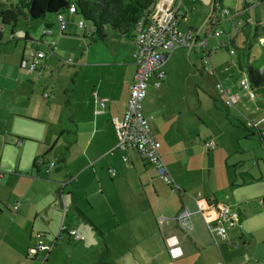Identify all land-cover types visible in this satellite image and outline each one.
<instances>
[{"label": "crops", "instance_id": "0c3cea01", "mask_svg": "<svg viewBox=\"0 0 264 264\" xmlns=\"http://www.w3.org/2000/svg\"><path fill=\"white\" fill-rule=\"evenodd\" d=\"M172 3L173 0H159L154 6V11L160 13L162 11L160 8L165 10ZM206 5L205 0H182L186 19L179 22L178 28L197 32L196 22L203 19V23L207 21V18H204ZM67 14L71 15L70 13L63 14V30H59L57 20L44 21L46 19L44 18L42 20L43 28L36 37H24L25 42L18 51L20 67H22V61L28 62L27 54L31 50L45 53V58L37 70H44L47 65L51 64L48 57L54 55L57 38V36L53 38V35L54 32L58 35L65 34L68 25ZM242 25L241 22L239 27ZM48 29L51 33L44 35L43 32ZM256 29H258V24H256ZM80 30L84 36L85 28L79 29V32ZM239 30L238 28L237 31ZM11 36H13L12 33ZM132 36L133 30L126 33L108 30L106 31L107 41L101 43L104 48H96V44H91L92 46L86 48L81 54L84 62L81 59L78 66L80 70L89 69L91 97L85 105L78 109L75 118L68 119L72 122L73 128L67 131L66 129L60 130L58 136L64 133L68 134L69 141L65 140L62 146L64 152L55 160L46 161L45 159L53 148L49 122L45 121L44 116L36 117L37 111L34 113L31 110V108H40L43 112H49L48 108H44L43 103L51 99L50 93L44 91L41 95L43 100L40 101V91L33 85L26 91L29 95H23L25 94V92L21 93L23 82L18 79L12 81V86L7 91L6 82L10 80L8 77L0 75V154L4 151V145L7 143L6 136L12 133L21 145L23 142L31 144L28 147V155L29 161L32 160L31 169L33 170L27 175H19V164L14 168L12 175L24 176L30 180L31 189L15 192L14 201L11 204L8 202L4 204V210L7 212L0 209V241L4 242L5 239L10 238L15 242L18 236L25 237L19 246V251L10 247V251L14 252L15 256H10V260L5 264H30L35 259L46 263L58 259L59 250L52 254V249L57 242V234L62 235L58 237L63 241L60 247L64 245V242L68 245L65 247L66 249L60 248L64 250V254L62 253L64 264H219L217 260L222 261L223 257H227L231 253L228 249L230 245H234V249H236L238 244L235 242L234 235L225 229V223H223V229L229 242L224 243L218 240L217 246L213 244L203 218L212 219L215 216L214 210L202 206L203 213L201 215L197 212L196 205L191 198L200 193L203 196L212 195L218 204L224 205V202L220 201L217 195L205 189L203 185H195V182L187 177L188 171L181 173L183 156L178 143H181L180 133L184 134L182 131H178L179 124L177 122L181 121L183 111L186 112L185 106L184 104L180 107L178 105L165 106V103L160 102L163 97L167 98L170 94L169 80H167L169 60L159 86H153V78L148 81L145 97L148 94L147 91L152 93L150 102L153 103L155 110L150 113L147 106L145 111L142 108V114L148 120L153 138L159 143V154L170 175L172 184L167 185L158 179L151 166L135 152L122 153L115 150L116 135L111 119L123 114L128 98V87L135 70L131 59ZM210 36L205 35L206 44ZM0 37L5 38L1 34ZM198 42L197 35L195 43ZM82 43L86 46L89 42L82 40ZM94 47L95 49L92 51L91 49ZM90 50L93 57L90 56ZM179 50L184 53L186 51L189 60L192 53H197L194 47L179 48ZM209 60L210 56L208 55ZM211 67L214 70V75L207 76L208 78L220 83L222 81L220 78L224 79V82H227V88L234 95L241 91L233 80L235 77L233 73H228V70L223 67L221 73L223 75V72H226V77H224L217 75L216 69L212 65ZM218 68H220L219 65ZM37 70L32 72L35 73L34 78L31 77L32 80L37 81L44 74ZM195 72L201 74L200 70ZM8 85L10 86V84ZM197 86L193 83V87H187L185 98L187 111L195 108L197 104L194 101ZM188 90L191 92L190 96ZM242 93L247 101L253 103V108L248 114L241 113L238 108H235L241 101L237 95V100L231 107L232 111L236 112V120L241 122L242 127L246 121L257 123V131L251 130L252 133L257 134V132L264 131V93L257 101H253L255 95L250 99L244 92ZM4 94H7L10 101L2 100ZM189 98L191 99L190 104ZM216 98H214V103L219 101ZM98 100L103 102L102 107ZM64 106L68 107L69 103L66 102ZM167 109L169 112H165ZM229 113L230 110L226 113L227 119ZM79 114L85 120L79 118ZM27 121L31 125H36V128H33L35 134L31 133L21 137L13 131L14 128L18 130L26 127ZM173 132L177 134L179 140L174 136L170 141L167 139L168 134ZM10 136L8 135V138ZM197 141L200 142V139L197 138ZM208 141L204 139L203 146ZM122 157L125 158V162L122 161ZM51 163L54 166L47 176L45 170ZM43 175L48 179L53 176L54 182L60 180L59 187L51 181H45L42 178ZM1 178L2 173H0ZM169 191L177 193L180 204L178 207H174L170 203L174 208L173 214L171 213L167 217L162 214L154 219L151 214V206L156 203L160 204L161 208H166V200L171 201L174 195L172 193L169 195ZM15 204H17V208L13 209ZM131 204L144 206L143 210H146L147 213L136 211L131 215L128 210ZM189 205L193 207L192 210ZM184 206L188 207L191 213L193 234L190 237L183 235L176 221L178 212ZM229 209L236 210L234 217L239 226L242 218L240 210L235 205L230 206ZM35 229L40 231L35 232ZM68 230L74 232L79 238L75 241L82 242V245L69 246L71 240L75 238L67 235L66 231ZM28 231L29 235H27ZM38 234L42 238L54 235V239L50 243H43L44 249L38 250L35 255H28V250L35 248L33 239L34 236L36 239ZM26 237L28 238L26 239Z\"/></svg>", "mask_w": 264, "mask_h": 264}, {"label": "rangeland", "instance_id": "374dc122", "mask_svg": "<svg viewBox=\"0 0 264 264\" xmlns=\"http://www.w3.org/2000/svg\"><path fill=\"white\" fill-rule=\"evenodd\" d=\"M205 1L207 2L204 17L206 19L213 0ZM16 3L17 0H0V4L4 6L3 8H13L17 5ZM214 5L216 12L213 14V19L217 17L219 12L220 16L217 22L212 24L211 29L215 33L220 32V34L208 37L207 44L201 52H209V62L216 69L217 75H222L221 72L224 67L225 70H228V73L234 74L233 80L238 84L241 79L247 80V66L264 69V0H214ZM221 12H227L229 16L224 17ZM55 20V16H47L44 21ZM66 21L68 25L64 35H58L54 32L53 38L57 36L56 48L54 55L48 57L51 64L47 65L44 70H37L44 73L41 79L39 78L37 81L31 79L35 73H27L26 69L19 66L18 51L25 42L24 37H36L43 28L44 22L39 20L31 22L20 15L14 27H11V25L4 26L0 31L2 37L6 39L0 45V75L8 77L10 80L9 82L5 81L8 86L6 90L9 91L12 81L18 79L23 82L21 90V93L25 92L23 95H29L26 91L33 85L40 91V101L43 100L41 95L44 91L49 92L51 95V99L43 103L44 108H48L49 112H43L40 108H31L34 113L37 111L36 117L44 116L45 121H48L50 125L53 148L48 157L45 158L46 161L55 160L63 154L64 149L62 146L65 140L69 139V136L65 133L58 136L59 132L62 129L67 131L73 128L72 122L68 119L70 117L75 118L78 109L85 105L91 97L92 88L89 86V69L80 70L78 66L79 61L83 59L81 54L86 48H90L91 44H96V48H104L99 42H90L87 24L85 26L86 34L83 36L81 30L79 32L80 28L77 27L78 21H81L79 16L67 14ZM203 22L204 19L196 22V29H200L198 33L199 42L204 41L208 30V25L205 23L203 25ZM237 22H242L243 25L236 32L233 25ZM256 24H258V29H256ZM11 33L13 36H11ZM10 38L13 39L10 40ZM82 40L88 41V45L85 46ZM94 49L95 47L91 50L94 51ZM91 50L90 56L93 57ZM230 51L233 53L230 54ZM201 59L202 53L199 52L192 53L190 60L186 56V51L184 53V51L177 49L172 53L168 63L169 67H167L170 94L167 98L163 97V100H160L161 103H165V106L178 105L180 107L182 104L185 106L186 112L183 111L181 121L177 122L179 124L178 131H182L184 134L182 135L179 132L181 143L179 142L178 146L183 156L180 167L181 173L188 171L187 177L195 182V185H203L205 189L217 195L225 206L229 208L235 205L242 214L239 226L238 221H236L234 227L229 222H225V229L234 235L235 242L238 245L236 249H234V245H230L228 249L231 253L227 257H223L222 261L217 260V262L219 264H264V148L258 135L243 128L241 122L236 120L235 117L237 116L236 112L232 111L233 108H229L231 115L229 113V118H226V113L229 110L224 108L215 90L218 81H213L203 73ZM82 62H84V59ZM218 65L220 68L217 69ZM196 70H200L201 74H196ZM225 74L226 72H223L222 76L226 77ZM220 81L223 84L224 79L220 78ZM193 83L198 85L194 100L197 104L195 108L187 111L186 90L187 87H193ZM2 84H4L3 81ZM222 86L228 89L227 82H224ZM251 89L255 95L253 101H257L262 97L264 87ZM188 92L190 96L191 92L189 90ZM147 93L142 102V108L145 111L148 106L149 112L152 113L155 110L153 103L150 102L152 93L150 91H147ZM237 95L241 101L235 108H238L243 114H248L253 108V103L247 101L241 91H238ZM216 97L219 101L214 103ZM2 100L10 101V98L7 94H4ZM66 102L69 103V106L65 108L64 104ZM190 103L191 99L189 98ZM165 112H169V110L167 109ZM78 117L85 120L81 114ZM27 122L26 127L18 130L14 128L13 131L21 137L31 133L35 134L33 128H36V125ZM8 135L11 136L8 138ZM8 135L6 136L7 139L5 138L7 143L4 145V151L0 154V173H2L0 179V209L3 212H7V210H4V204L6 202L11 204L14 201L15 192L28 191L31 187V181L24 176L12 175L14 168L18 167L19 164V175H27V173L33 171L31 169L32 160L29 161L28 155V147L31 144L23 142L21 145L12 133ZM173 136L179 140L174 132L168 134L167 139L170 141ZM197 138L200 139V142L197 141ZM204 139L209 141L212 139L215 142V148L205 149L202 143ZM42 178L45 181L48 180L57 184L59 187L60 180L54 182L52 180L53 176L48 179L43 175ZM171 193L174 195L171 201L166 200V208H161L160 204L156 203L151 206V214L154 219L162 214V216L165 215L164 217L173 214V206L178 207V204H180L177 193ZM171 193L169 191V195ZM129 207L128 210L131 215L136 211L147 213L146 210H143L144 206L131 204ZM189 207L192 210L193 207L191 205ZM231 212L235 213L236 210L231 209ZM3 223L8 224L6 221H3ZM34 231L39 232L40 230L35 229ZM29 233L28 231L27 235ZM241 234L242 236H240ZM53 236L41 238L42 243H50L54 239ZM61 236L57 234V242L52 249V254L59 250L58 259L46 263L35 259L31 263L64 264V259H62L64 250L61 249L68 245L64 242V245L60 247L63 241L58 237ZM24 240L25 237L20 235L15 242L10 238L5 239L4 242L0 241V264L8 262L10 256L14 257L15 253L10 251V247L19 251V246ZM33 242L36 246L35 236ZM78 244L82 245V242L78 243L74 239L71 240L69 246H78Z\"/></svg>", "mask_w": 264, "mask_h": 264}, {"label": "built area", "instance_id": "2783aa9c", "mask_svg": "<svg viewBox=\"0 0 264 264\" xmlns=\"http://www.w3.org/2000/svg\"><path fill=\"white\" fill-rule=\"evenodd\" d=\"M159 0L155 3L157 5ZM162 11L157 13L152 11L145 17L139 19L133 28L131 59L135 66L132 81L128 87V98L125 103L124 112L120 117L112 118V124L116 135L115 150L120 152L133 151L141 159L147 162L157 178L164 181L167 185L172 184L170 175L160 157L159 143L153 138L148 120L142 114V102L145 98L146 90L148 87V81L153 78V86L158 87L164 77V69L169 60L170 55L179 48L190 49L194 47L197 52H201L202 48L206 46V41L195 43L197 39V32L190 30H180L178 24L180 21L185 20L186 16L182 6V0H173V3L168 6L167 9L160 8ZM74 8L70 6L66 13L73 14ZM223 13L224 17L229 16L227 12ZM220 12L217 17L219 18ZM216 18V19H218ZM216 19L211 17L206 25H208L207 35L218 36L219 33H215L211 28L212 24L216 23ZM57 26L59 30L64 29L63 14L56 16ZM80 29L83 28V23L79 21L77 23ZM241 22H237L234 25V29L237 31ZM51 31L48 29L43 32L44 35H49ZM51 48L52 45L50 44ZM202 53V69L203 73L207 76L214 75V70L208 61L209 52ZM233 52L230 51V54ZM28 62L22 61V67L26 69L28 73L37 70L41 61L45 58V53L39 50H31L27 54ZM239 89L244 92L250 99L254 97L252 87L249 81L241 79L238 83ZM215 90L217 97L221 101L225 109H229L237 100V95L232 94L228 89H225L220 82L216 83ZM47 98V96H45ZM101 107L103 102L98 100ZM244 127L248 130L257 131V123L246 121ZM264 138V131L259 132ZM204 148L211 150L215 148V143L210 140L204 143ZM122 161L125 162V158L122 157ZM54 166L53 163L49 164L45 170L47 176L50 174V169ZM192 201L195 203L197 212L202 215V206L209 207L214 211V217L212 219L203 218L206 226V230L210 235L212 242L215 246L218 244V240L224 243L229 242L228 237L223 229V223L229 222L234 227L236 219L234 213L225 206L215 202L212 195L203 196L200 193L192 196ZM17 208V204L13 209ZM176 221L179 230L184 236L190 237L193 234V224L191 221V213L188 207H182L176 216ZM61 231V230H60ZM68 236H72L75 240L79 238L74 234L72 230L66 231ZM41 236L36 235L37 245L35 248L28 250V255H35L38 250L44 249V245L41 241Z\"/></svg>", "mask_w": 264, "mask_h": 264}, {"label": "trees", "instance_id": "16d2710c", "mask_svg": "<svg viewBox=\"0 0 264 264\" xmlns=\"http://www.w3.org/2000/svg\"><path fill=\"white\" fill-rule=\"evenodd\" d=\"M158 0H17L13 8L0 4V31L4 26L14 27L20 15L29 21H42L47 16L64 14L74 8V15L81 18L83 28L90 33V42L107 41L106 31L126 33L133 30L135 23L147 16ZM216 11L214 7V12ZM13 38H10L12 40ZM6 39L0 37V45ZM246 76L252 88L264 87V69L246 67ZM251 131V130H250ZM252 132V131H251ZM264 147V138L257 132Z\"/></svg>", "mask_w": 264, "mask_h": 264}, {"label": "water", "instance_id": "95a60500", "mask_svg": "<svg viewBox=\"0 0 264 264\" xmlns=\"http://www.w3.org/2000/svg\"><path fill=\"white\" fill-rule=\"evenodd\" d=\"M214 12V0L212 1V3H211V5H210V8H209V15H208V17H207V21L205 22V24H207V22L209 21V19L211 18V17H213V13ZM216 18H218V17H216ZM215 18V19H216ZM217 20L218 19H216V22H217ZM204 23H203V25H205ZM202 25V26H203ZM201 26V27H202ZM200 31V29L197 31V33Z\"/></svg>", "mask_w": 264, "mask_h": 264}]
</instances>
